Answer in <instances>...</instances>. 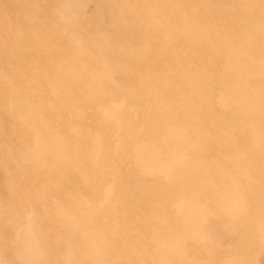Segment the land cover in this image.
<instances>
[{
	"label": "bare ground",
	"instance_id": "bare-ground-1",
	"mask_svg": "<svg viewBox=\"0 0 264 264\" xmlns=\"http://www.w3.org/2000/svg\"><path fill=\"white\" fill-rule=\"evenodd\" d=\"M262 126L264 0H0V264H264Z\"/></svg>",
	"mask_w": 264,
	"mask_h": 264
},
{
	"label": "rangeland",
	"instance_id": "rangeland-1",
	"mask_svg": "<svg viewBox=\"0 0 264 264\" xmlns=\"http://www.w3.org/2000/svg\"><path fill=\"white\" fill-rule=\"evenodd\" d=\"M262 128L264 129V126H262ZM46 217H47V212H46V211H44V212L38 214V218H39L40 222H42V223L45 222ZM221 242H222V241H221ZM258 256H259V254H258V252L256 251V254H254L253 257H254L255 259H257Z\"/></svg>",
	"mask_w": 264,
	"mask_h": 264
}]
</instances>
